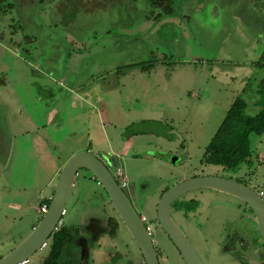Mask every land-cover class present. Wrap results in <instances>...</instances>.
I'll list each match as a JSON object with an SVG mask.
<instances>
[{
  "label": "rangeland",
  "instance_id": "374dc122",
  "mask_svg": "<svg viewBox=\"0 0 264 264\" xmlns=\"http://www.w3.org/2000/svg\"><path fill=\"white\" fill-rule=\"evenodd\" d=\"M15 1V11L0 17V257L33 232L44 215L40 204L54 194V172L83 151L125 182L161 264H185L157 225L165 190L219 176L264 192V134L252 137V166L231 172L204 162L236 98L248 115L260 111L264 67L255 64L264 54V0H176L175 17L161 21L139 0ZM140 64L155 67L131 69ZM191 199L199 206L178 212L173 205V220L204 264H234L219 246L225 223L233 225L246 206L211 189L180 201ZM65 209L62 222L70 226L118 215L88 170L79 171ZM109 248L122 254L118 264L141 262L124 223L100 253L92 250L93 261L109 264ZM44 256L38 251L30 264Z\"/></svg>",
  "mask_w": 264,
  "mask_h": 264
},
{
  "label": "water",
  "instance_id": "95a60500",
  "mask_svg": "<svg viewBox=\"0 0 264 264\" xmlns=\"http://www.w3.org/2000/svg\"><path fill=\"white\" fill-rule=\"evenodd\" d=\"M80 170H88L105 190L140 249L145 264H160L152 238L130 198L104 162L90 151L76 153L67 161L58 176L53 197L42 220L22 243L0 258V264H20L42 247L63 216L62 213ZM201 189L224 192L247 203L257 217L259 231L264 240V201L255 190L224 177H194L170 187L162 194L157 204L160 226L180 252L185 264H204V262L189 238L173 220L171 205L180 197Z\"/></svg>",
  "mask_w": 264,
  "mask_h": 264
},
{
  "label": "flooded vegetation",
  "instance_id": "af4514ba",
  "mask_svg": "<svg viewBox=\"0 0 264 264\" xmlns=\"http://www.w3.org/2000/svg\"><path fill=\"white\" fill-rule=\"evenodd\" d=\"M153 19H154V17H153ZM103 162L109 169V166L105 163V161H103ZM238 182H240V181H238ZM117 183H118V181H117ZM240 183H243V182H240ZM74 184H75V182H74ZM118 184L121 186V188L123 190H124V188H126V186L122 187V185L120 183H118ZM243 184H245V183H243ZM245 185L248 186L247 184H245ZM124 192H125V190H124ZM257 193L262 197V199L264 201V192L258 190ZM108 199H109V197H108ZM179 199H181V197ZM130 200L133 204V201L131 198H130ZM191 201H195L197 203V207L199 206V202L197 200H193V199H191L189 201H182V202H191ZM240 201L242 202V204H244L246 206V209H244L245 211L243 214H240L239 217H236L233 225H231V222L225 223V226L223 229L225 234L222 236V241H221V245L219 246V248L222 251V254L228 255L232 259L234 264H264V240H263V238L260 234V231H259V224L257 221V217L254 214L253 210L248 206L247 203H245L241 199H240ZM109 203L111 204V206H113L110 199H109ZM44 206L48 207L49 205H44ZM44 206H41V204H40L39 211ZM133 206H134V204H133ZM172 206H173V204L171 205V208H172ZM174 206L176 207L177 211L179 210L180 212H182L183 209H181V207L176 206V204H174ZM113 208H114V206H113ZM64 210L66 211V209H64ZM114 210L116 211L115 208H114ZM156 212H157V208H156ZM140 217H141V220L144 222V224H145V226H146V228H147V230H148V232L152 238V230H151L150 226L148 225V219L144 215H140ZM143 217L146 218L145 221L143 220ZM42 218H41V220H42ZM88 219L89 220L84 225L79 223L75 226H70V225H65L62 222V218H61L58 225L53 230V232L49 235V237L46 239V241L42 245V247L39 248V250H37L34 253V254H36L38 251H40V252L43 251L45 253V256H44L41 264H49L51 261H52V264H96L93 261L94 255H93L92 250H94V252L99 251V253H100V250H101L105 240L110 242L111 240L113 241V239H116L118 236V233H119V229H120L121 225L123 224V221L120 218L119 214L117 215V217L113 216V215H109L107 217V219L105 220V223H103L104 219L99 218L98 216H90ZM156 221H157L158 228L160 229L161 226H160V223L158 221V217H156ZM34 227L36 228L37 226L36 225L32 226V230L34 229ZM158 228H157V230H158ZM60 232H64L65 241H64L63 247L61 249V253L58 255V258H56V260L55 259L52 260L53 247H54L53 240H54V237H56L57 234ZM101 234H104V235L101 236ZM152 241H153V239H152ZM106 243H108V242H106ZM153 244H154V241H153ZM154 248L156 250V253H157V256H158V259L160 262L161 251H157V248L155 247V245H154ZM108 251L110 252V258H109L110 263L109 264H118L117 260H120V257H122V254L119 252L118 254L113 255L114 252L111 251L110 248L108 249ZM179 254H180V252H179ZM141 255H142V253H141ZM3 256H5V255H3ZM3 256H1L0 258H2ZM180 256H181V254H180ZM103 257H104V255H103ZM30 258H28L27 260H25L24 262H22L20 264H30ZM141 262L139 264H145V260L143 258V255L141 258ZM125 264H138V263L131 262L128 259ZM160 264H161V262H160Z\"/></svg>",
  "mask_w": 264,
  "mask_h": 264
},
{
  "label": "trees",
  "instance_id": "16d2710c",
  "mask_svg": "<svg viewBox=\"0 0 264 264\" xmlns=\"http://www.w3.org/2000/svg\"><path fill=\"white\" fill-rule=\"evenodd\" d=\"M112 0H103L109 4ZM138 0H119L122 6H128L136 3ZM145 2L150 7L149 18L152 16L156 21L164 18H173L176 15V0H139ZM16 1L0 0V17L13 13L15 11ZM156 11H159L156 14ZM259 68L264 67V54L255 64ZM140 68L142 72H148L155 66L150 65H132L133 68ZM259 100L256 105L260 111L256 115L246 113L247 103L241 97L234 100L232 106L227 112L220 128L209 142L204 162L206 164L222 167L224 170L238 172L244 164L253 165V147L252 137L264 134V78L261 79L258 87ZM241 182V181H240ZM181 204V209L189 212L190 208H196L195 201L182 202L180 199L176 203ZM50 200H45L41 206L49 205ZM65 241L64 232H60L53 240L52 260L58 258ZM52 264V261L49 263Z\"/></svg>",
  "mask_w": 264,
  "mask_h": 264
},
{
  "label": "built area",
  "instance_id": "2783aa9c",
  "mask_svg": "<svg viewBox=\"0 0 264 264\" xmlns=\"http://www.w3.org/2000/svg\"><path fill=\"white\" fill-rule=\"evenodd\" d=\"M117 175H118L119 177H123V174H122L121 171H119V172L117 173ZM121 185H122V187H125V186H126L125 182H123V181L121 182ZM47 210H48V207H47V206H44V207H42V208L40 209L41 213H43V214H45V213L47 212ZM65 212H66V211L64 210L63 213H62V215H64ZM143 220L145 221L146 218L143 217Z\"/></svg>",
  "mask_w": 264,
  "mask_h": 264
},
{
  "label": "crops",
  "instance_id": "0c3cea01",
  "mask_svg": "<svg viewBox=\"0 0 264 264\" xmlns=\"http://www.w3.org/2000/svg\"><path fill=\"white\" fill-rule=\"evenodd\" d=\"M47 139H48V138H47ZM49 141H50L52 144H59V143H60V142H54L53 140H49ZM69 158H70V157H69ZM69 158H68V159H69ZM68 159H67V160H68ZM65 163H66V162H65ZM65 163H64V164H65ZM64 164H63V165H64ZM62 167H63V166H60V167L54 172V175H53V176L55 177L54 182L57 180V177H58V175L60 174V170L62 169ZM44 199H46V198H44ZM47 199H50V198H47ZM38 212H39V211H38Z\"/></svg>",
  "mask_w": 264,
  "mask_h": 264
}]
</instances>
